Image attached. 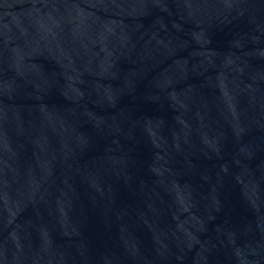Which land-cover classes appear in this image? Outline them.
Returning <instances> with one entry per match:
<instances>
[{
	"label": "water",
	"instance_id": "95a60500",
	"mask_svg": "<svg viewBox=\"0 0 264 264\" xmlns=\"http://www.w3.org/2000/svg\"><path fill=\"white\" fill-rule=\"evenodd\" d=\"M0 264H264V0H0Z\"/></svg>",
	"mask_w": 264,
	"mask_h": 264
}]
</instances>
